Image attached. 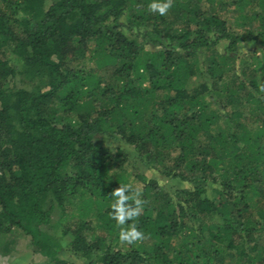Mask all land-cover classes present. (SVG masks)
<instances>
[{"label":"trees","instance_id":"obj_1","mask_svg":"<svg viewBox=\"0 0 264 264\" xmlns=\"http://www.w3.org/2000/svg\"><path fill=\"white\" fill-rule=\"evenodd\" d=\"M151 2L0 0V258L264 264V0Z\"/></svg>","mask_w":264,"mask_h":264},{"label":"clouds","instance_id":"obj_2","mask_svg":"<svg viewBox=\"0 0 264 264\" xmlns=\"http://www.w3.org/2000/svg\"><path fill=\"white\" fill-rule=\"evenodd\" d=\"M172 2L173 0H152L148 8L152 12L164 15L172 6ZM134 191L136 190L130 184H120L110 194L113 198L111 218L119 226L125 225L127 221H132L127 228L121 227L120 229L119 239L124 244H132L145 239V234L137 228L135 222V218L139 216L145 201L139 198L138 193L133 196ZM130 200L131 203H128Z\"/></svg>","mask_w":264,"mask_h":264},{"label":"rangeland","instance_id":"obj_3","mask_svg":"<svg viewBox=\"0 0 264 264\" xmlns=\"http://www.w3.org/2000/svg\"><path fill=\"white\" fill-rule=\"evenodd\" d=\"M93 66H94L93 62L89 60V54H88L85 57V59L81 62V67L88 69V68H92ZM165 185H167V187H171V188H176L177 186L179 188H182L180 184L173 183V182L172 183L171 182H165ZM135 186L140 187V185H138L137 183H135ZM58 215H59V210L57 208H55L53 210V215H52L53 226L50 227V229L48 230V233L51 236H53L54 238H57L59 243L63 241L62 244L65 245L66 242L68 241L67 238L66 237L61 238L60 237V228L54 227V225L57 222ZM96 223L97 222H94L93 224L96 225ZM2 240H4V238H0L1 242H2ZM7 240L13 242L12 247L14 248V252H12L9 256H7L5 258H0V264H45L44 260L40 256L35 255L31 252V248L28 245V242H29L28 237L20 236L18 232L14 231L12 234H9L7 236ZM60 258H64L66 260L74 261L72 259V256L66 252L61 253ZM75 264H80V261H75Z\"/></svg>","mask_w":264,"mask_h":264}]
</instances>
